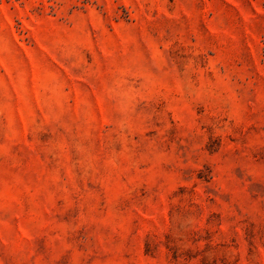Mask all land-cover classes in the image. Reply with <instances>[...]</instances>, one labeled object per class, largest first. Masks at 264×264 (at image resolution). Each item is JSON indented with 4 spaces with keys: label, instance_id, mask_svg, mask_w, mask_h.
<instances>
[{
    "label": "rangeland",
    "instance_id": "1",
    "mask_svg": "<svg viewBox=\"0 0 264 264\" xmlns=\"http://www.w3.org/2000/svg\"><path fill=\"white\" fill-rule=\"evenodd\" d=\"M0 264H264V0H0Z\"/></svg>",
    "mask_w": 264,
    "mask_h": 264
}]
</instances>
